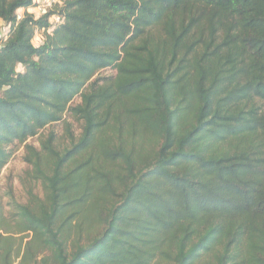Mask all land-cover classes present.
Segmentation results:
<instances>
[{
    "label": "trees",
    "instance_id": "trees-1",
    "mask_svg": "<svg viewBox=\"0 0 264 264\" xmlns=\"http://www.w3.org/2000/svg\"><path fill=\"white\" fill-rule=\"evenodd\" d=\"M33 5L0 0V264H264V0Z\"/></svg>",
    "mask_w": 264,
    "mask_h": 264
},
{
    "label": "rangeland",
    "instance_id": "rangeland-1",
    "mask_svg": "<svg viewBox=\"0 0 264 264\" xmlns=\"http://www.w3.org/2000/svg\"><path fill=\"white\" fill-rule=\"evenodd\" d=\"M29 11L35 14H39L33 7L29 8ZM3 26V22L0 21V28ZM42 37L41 32H37L34 37V41L40 42ZM21 68V67H20ZM115 71L113 69H106L103 70L99 75L102 76H109L114 75ZM79 98H75L74 103L78 102ZM68 121L70 122V133L72 137L75 139L80 133V123L75 122L72 119L68 118ZM52 130L56 134V144L57 148L62 150L64 148H67L71 145L70 140V133L67 132L66 127L64 124L59 123L52 125L47 128L46 132ZM37 138L28 139V143H32L35 146H38ZM24 154V148L22 145H19L15 147V151L10 159V161L5 165V167L2 169L0 173V211L2 212V215L5 218H9L11 214L10 212H15L14 205L12 203V197L18 201V202H24L25 200V194L23 191V188L20 184V177L24 175V172L27 170L28 166L23 161L22 157ZM16 217V216H15ZM14 216L12 217L13 223L15 221ZM14 227V225H12ZM4 231V230H3ZM9 234L12 236L14 241V251L19 252V255H21L24 243L26 240L29 239V236H27L25 233L18 232L15 228L11 229L9 231ZM24 236H27L26 238H22ZM19 261V257L14 260L13 264H17Z\"/></svg>",
    "mask_w": 264,
    "mask_h": 264
},
{
    "label": "built area",
    "instance_id": "built-area-1",
    "mask_svg": "<svg viewBox=\"0 0 264 264\" xmlns=\"http://www.w3.org/2000/svg\"><path fill=\"white\" fill-rule=\"evenodd\" d=\"M61 0H33V3H34V8L37 12H39V14L41 13H44L48 8H50L52 5L54 4H58L60 3ZM29 11V9H28ZM30 12V11H29ZM35 14V13H34ZM22 15V10H20L18 13H17V16H16V19L19 20L20 17ZM37 15V14H36ZM53 20L54 22H59L60 21V18L59 16L57 15H54L53 16ZM7 31V28L6 26L4 25L2 30L0 31V35H3L5 34ZM42 38V37H41Z\"/></svg>",
    "mask_w": 264,
    "mask_h": 264
}]
</instances>
